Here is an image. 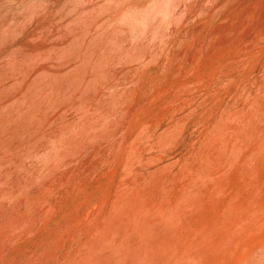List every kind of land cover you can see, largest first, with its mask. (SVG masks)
<instances>
[{
	"label": "bare ground",
	"instance_id": "1",
	"mask_svg": "<svg viewBox=\"0 0 264 264\" xmlns=\"http://www.w3.org/2000/svg\"><path fill=\"white\" fill-rule=\"evenodd\" d=\"M10 1L0 264H264V160L248 161L264 149V0H173L137 31L118 18L155 0ZM257 70L224 133L183 149L198 110Z\"/></svg>",
	"mask_w": 264,
	"mask_h": 264
},
{
	"label": "rangeland",
	"instance_id": "2",
	"mask_svg": "<svg viewBox=\"0 0 264 264\" xmlns=\"http://www.w3.org/2000/svg\"><path fill=\"white\" fill-rule=\"evenodd\" d=\"M22 0H19L17 3L21 5V10L28 13L32 9H35L39 4L41 5L46 0H30L26 2L25 4H20ZM123 1H129V0H123ZM79 3V0H71L72 5H77ZM173 0H155L151 4H148L144 8H136L134 5L133 7L130 6L129 10L124 12L120 18H118V24L122 26V28H125L129 31H137L140 27L141 22L144 20H147V13H151L153 11H158L159 9H163L165 6L173 5ZM10 4H13L10 0H4L3 2V9L0 12V20H2L3 17L11 16L10 7L7 8ZM132 7V8H131ZM166 8V7H165ZM164 8V9H165ZM143 21V22H144ZM252 74V75H251ZM246 80H243L242 84L239 85L238 88L228 91L225 94V97L221 99L214 98L209 99V101L201 107L198 111L199 114L194 117L188 124V128L186 130V133L183 135V149H191L198 145H207L206 136L208 138H211L213 136H219L224 133V122L221 127H219L220 120L225 119L228 115L229 109L234 104V95L240 93L242 90H248L249 88H252L256 84V80L259 77V70L253 71ZM228 83V82H227ZM226 83V84H227ZM233 122V118H232ZM264 135V134H263ZM226 136V135H225ZM262 144H264V138L262 139ZM182 145H180L181 147ZM225 148L230 151L233 148H235V144L232 141L231 138L227 137V143L225 145ZM187 150L183 151V153H186ZM264 149H260L257 147V149L254 151L252 157L248 161H260L264 160ZM233 157H236V159L240 156V151H237L235 153H231ZM251 155V153H250ZM249 155V156H250ZM248 156V157H249ZM56 158L53 153L50 156H44L41 158L40 163L44 165L49 160H54ZM181 161L174 169V173L179 169ZM40 172L35 175V182L40 181ZM1 189V187H0Z\"/></svg>",
	"mask_w": 264,
	"mask_h": 264
}]
</instances>
